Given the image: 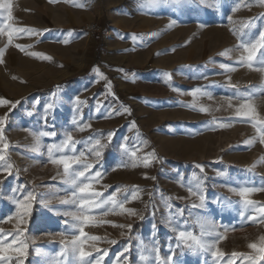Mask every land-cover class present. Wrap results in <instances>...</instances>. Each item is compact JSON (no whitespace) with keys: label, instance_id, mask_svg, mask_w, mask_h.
Returning <instances> with one entry per match:
<instances>
[{"label":"rangeland","instance_id":"obj_1","mask_svg":"<svg viewBox=\"0 0 264 264\" xmlns=\"http://www.w3.org/2000/svg\"><path fill=\"white\" fill-rule=\"evenodd\" d=\"M10 3L13 19L9 23L14 28L31 31L14 32L11 43L8 29L0 33V100L7 102L0 104V117H7L0 138V156L4 157L0 160V230L11 239L9 233H14L17 227L16 201L31 191L36 200L28 223L23 226V238L28 244L23 264H36L40 251L50 255L44 250L46 245L60 247L62 239L70 241L67 231L79 223L72 213L79 211L80 194L72 196L76 187L65 182L62 165L51 162L61 155L78 156L84 152V159L94 165L86 175L102 173L98 182L91 181L95 190L103 194L101 199L116 194L117 206L107 204L85 213L95 219L83 227L86 231L101 230L116 235L118 245L125 241L132 245L135 234L148 229L160 235L166 226L177 228L183 218L189 221L210 208L215 207V211L218 206L201 205L200 197L209 201L221 190L217 186L221 183L215 181L221 180L218 163L222 153H226L223 150L233 146H219V155L205 153L198 159L183 152L188 146L185 141L193 138L186 125L190 116L186 102L190 88L196 90L211 77L199 72L191 76L189 70L182 75L167 76L164 72L155 75L158 67L166 63L161 60L139 61L133 67L115 65L109 59L106 37L113 22L109 17L115 10L125 21L156 22L163 27L176 23L180 31L169 38L176 42L167 50H181L184 60L189 57L190 44L196 43L201 58L197 62L204 69L210 55H222L225 49L229 54L236 51L242 55L244 44L264 42L260 34L252 38L244 36L245 31L254 27L264 32V3L261 0H180V3L10 0ZM4 16L6 10L0 9V27ZM92 23L99 29L91 33L86 27ZM216 31L220 39L229 31L227 46L220 41L216 45L206 35ZM258 53L252 71L239 69V62L235 64L238 67L231 66L229 76L221 78L246 89L253 87L252 98L261 101L259 113L264 117V71H260L264 68V48ZM178 62L174 59L168 64L172 69L173 63ZM77 98L83 103L78 104ZM220 121L228 125L225 118ZM52 132L56 135H41ZM69 133L78 141L74 148L63 146ZM108 133H113L110 141ZM97 139L104 146L102 150L95 144ZM233 141L244 145L237 139ZM49 148H53L51 153ZM97 150L102 151L99 159L94 155ZM75 170H82V166H74ZM217 170L219 173L215 174ZM196 173H201L203 179H194ZM65 200L68 203H61ZM40 201L46 202L47 207ZM120 203L132 213L121 210ZM258 229H264V223L249 230ZM106 238L109 239L101 235L104 241ZM245 238L248 249L249 233L246 232ZM156 255L163 258L161 250ZM133 256L130 251L127 261H133ZM11 264H15L14 258Z\"/></svg>","mask_w":264,"mask_h":264},{"label":"crops","instance_id":"obj_2","mask_svg":"<svg viewBox=\"0 0 264 264\" xmlns=\"http://www.w3.org/2000/svg\"><path fill=\"white\" fill-rule=\"evenodd\" d=\"M118 14V11H111L109 18L113 22L106 33L110 46L109 59L111 62H115V65L124 64L133 67L139 65V61L161 60L166 63L158 67L159 69L154 73L155 75L161 74V72L162 74L164 72L167 76L182 75L189 70L191 76H197L199 72L200 75L211 77L210 80H206L196 90L190 88L189 100H186L189 104L190 116L189 123L186 125L190 127L187 130L190 131L193 138L185 141L188 146L183 148L184 154L198 159L204 156L205 153L219 155V149L223 148L225 144V146L230 147L231 145L233 147L223 150L226 153H222V158L218 163L221 166L220 173L218 170L215 172V174L219 173L221 176V180H215L221 183L215 184L221 190L217 192L215 198L212 197V200L203 202L218 206L215 211V207L210 208L207 212L196 214L189 221L183 218L177 228L170 229L166 226V228L162 229L160 235L153 229L137 233L133 238L132 245H130L129 241L118 245L116 235L112 233L106 234L101 232V230L86 231L84 229L89 237L96 236L100 238L96 241L89 240L86 245V250L92 253L90 259L95 260L97 256V253L90 247L91 245L100 249L101 255H103L104 249L108 250V254L102 264H112L117 254L122 253L125 248H128V252L124 254L126 260L121 257L120 264H163V261L170 254L169 248L174 250L178 264H226L232 258L233 252L255 255V250L249 247L247 249L245 235L246 232L249 233V237H251L249 239L250 243H259V238L264 236V229H258V231L249 230L258 228L264 223V218H261L257 210L260 207H264V143L261 142L260 132L258 131L264 126L257 123L256 120L237 117L235 113L239 105L247 99L258 113L257 120L264 119L259 113L261 101L259 102L252 98L255 96L253 87L246 89V86H237L221 78L229 76L230 68L233 66L238 67L235 64L240 62L241 54L236 51L229 54L226 52L228 49H225L227 54L208 56L207 65L202 69L197 62L201 58H199L196 43L190 44L188 49L189 57H184V60H182L181 50H167L176 42L174 39L171 40L169 38L171 36L173 38L176 35V31H180L176 28V23L171 24L170 27H163L156 22L121 20V14ZM169 28L172 29L171 32H168L167 29ZM224 28L226 29L228 26ZM253 29L245 31L244 36L251 37L260 34L261 28L254 27ZM206 35H210L216 45L221 42V45L225 44L227 46L230 41L229 31L224 33L223 35L225 36L221 39L217 31L216 34L214 32H206ZM211 44L213 46V42ZM162 49L164 52L161 51ZM206 50L209 52V48L206 47ZM243 55L246 54L244 53ZM259 55L258 53L256 59ZM174 59L179 62L177 64L173 63L174 66L171 69L168 63ZM187 61L190 63H187ZM221 65L225 67H221ZM118 66L112 67L116 70H122ZM254 68V62L252 67H249L246 63H241L239 67L245 72L252 71ZM223 118L227 120L228 125L221 124L220 120ZM235 139L242 141L244 145L233 143ZM211 173L214 174V172ZM207 178L209 179V177ZM194 179L199 180L203 179V177L201 173H196L194 174ZM245 187L257 189V191L251 192L248 196V199L255 202L252 205H246L240 196V191ZM249 217H255L256 219L250 220ZM246 225L251 226L246 228ZM180 231L191 233L197 238L212 244L213 247L209 251L193 252L188 249L183 241H179L180 246L178 247ZM66 235L71 240L79 235L78 229L69 228ZM101 235L109 237V239L106 238L104 241L101 239ZM111 241L116 243H110ZM188 243H192V241L189 240ZM63 248L64 245L60 247H54L53 244L46 245L44 250L50 255H44L40 251L35 258L36 264H50L51 261L58 264H77L70 249L66 250L64 255L60 254ZM216 249H219L223 254L222 258H216L211 255L212 251ZM159 250H161L163 258L158 261L156 253ZM130 251L133 252L134 256L133 261L128 262ZM241 259L237 258L235 264H241ZM259 264H263L262 261Z\"/></svg>","mask_w":264,"mask_h":264},{"label":"snow or ice","instance_id":"obj_3","mask_svg":"<svg viewBox=\"0 0 264 264\" xmlns=\"http://www.w3.org/2000/svg\"><path fill=\"white\" fill-rule=\"evenodd\" d=\"M153 3H180V0H152ZM261 3H264V0H261ZM12 4L10 3V0H0V9L6 10V16L3 18V26L0 27V33H3L5 31V28L8 29L7 36L9 43L12 41L13 33L21 34L30 32V29L27 28H14L11 23H9L13 19L12 15ZM235 10V9H234ZM231 19V17H229ZM260 40L264 41V32L260 33ZM17 47H20L19 45ZM244 52L246 55H241L240 62L246 63L249 67H252L253 62L256 60V57L258 55V51L260 48H264V42L261 43H251V44H244L243 45ZM37 55V54H33ZM45 59H48V57H44ZM221 67H225L224 65H221ZM260 71H264V68H261ZM7 103L4 100H0V104ZM77 103H83L82 101H79L77 98ZM14 107V105H13ZM52 105H47V108H51ZM237 117L242 118H249L252 120H256L257 123L264 126V119L257 120L258 113L255 109V107L248 102L247 100L243 103H241L235 113ZM7 117H0V138L3 136L4 131V125L6 122ZM83 130V129H81ZM261 136V142L264 143V128L258 129ZM41 135H48V136H55L56 134L54 132L52 133H41ZM113 133H108V139L109 141L112 139ZM37 141H39V137H37ZM78 143V141H75L72 137V135L69 133L67 135V138L63 141L64 147H72L74 148L75 145ZM96 146L99 147V149H103V145L101 144V141L97 139L95 141ZM8 145L5 144L4 148H7ZM53 147H56L53 145ZM53 148H49L48 151L51 153ZM97 150L95 151L94 155L99 159L102 155V151ZM85 153L80 152V154L77 155H61L58 158L53 159L51 162L53 164L62 165L63 171L66 177V183H70L76 187L77 191H74L72 193L73 197H77V192L80 194L78 198L79 200V211L77 213H72L73 219L75 221H78V224H74L73 227L78 229L79 235L72 238L70 241L61 240L62 245H64V248L61 251V255H64L66 250H71L73 256L75 257L77 264H102V261L108 254V250H103V255L100 254V249L95 248L94 245H91L93 251L97 253L96 259L92 260L90 259L92 253L88 250H86V245L88 244L89 240L96 241L100 239L96 236H88V234L84 231V224H87L89 222H92L95 218L92 215H88L85 213L91 212L95 209H101L104 205L111 204L113 207L117 206V200L115 198V193L108 196L107 199H101L103 194L97 190H95L93 184L91 183L92 180L99 181V178H101L102 173L97 171L94 173V175H86V173H89V170L93 168L92 163H88L86 159H84ZM133 156H135V153H133ZM4 157L0 156V160H3ZM145 166H148L149 161L145 159L144 161ZM81 165L82 170L80 171H73L74 166ZM10 167V166H9ZM83 178V179H80ZM89 181V182H85ZM120 190L117 189V192ZM257 191L255 188H248L245 187L240 191V196L243 198L244 203L246 205H252L255 202L248 199V196L251 192ZM135 198V197H133ZM205 197L201 196V205H203ZM36 198L34 194L29 191L22 199L16 201V213L15 218L17 220V227L14 233H9V236L11 239L4 237L2 235V230H0V264H11L13 258L15 259V264H23L24 257L27 253L28 244L26 243L25 239L23 238L25 228L23 227L28 223V217L32 214V206L35 202ZM41 203H44L47 207V203L44 201H40ZM61 203H68V201H61ZM119 208L121 210L127 211L129 213H132L131 209H125L124 204L120 203ZM111 210V209H110ZM258 212L261 215V218H264V207H260L257 209ZM243 215V213H241ZM11 219V217H9ZM250 220L256 219L255 217H249ZM127 227L130 229L132 225H127ZM222 238V237H221ZM191 240L192 243H188V241ZM179 241H183V243L188 247L189 250L193 252L197 251H209L213 247L212 244H209L196 236L192 235L191 233H186L184 231L179 232L178 237V244L179 247ZM110 243H116L115 241H111ZM249 248L255 250V255L251 254H240V253H232V258L229 259L226 264H235L237 258L241 259V264H259L261 260H264V236H261L259 238V243L253 242L248 245ZM128 252V248H125L122 253H118L115 260L112 261V264H120L121 257H124L126 260L125 253ZM169 255L167 256V259L163 261V264H178V261L176 259V254L173 249L169 248ZM11 254V255H10ZM211 255L216 258H222L223 254L219 251V249H216L215 251H212ZM141 259H143L141 257ZM157 260L159 261V256L157 255Z\"/></svg>","mask_w":264,"mask_h":264},{"label":"built area","instance_id":"obj_4","mask_svg":"<svg viewBox=\"0 0 264 264\" xmlns=\"http://www.w3.org/2000/svg\"><path fill=\"white\" fill-rule=\"evenodd\" d=\"M99 29V27L96 25V24H94V23H92V24H89L87 27H86V30L88 31V32H94V31H97Z\"/></svg>","mask_w":264,"mask_h":264}]
</instances>
